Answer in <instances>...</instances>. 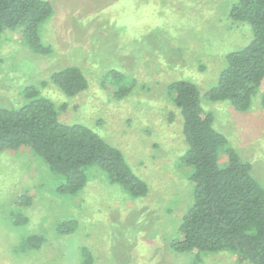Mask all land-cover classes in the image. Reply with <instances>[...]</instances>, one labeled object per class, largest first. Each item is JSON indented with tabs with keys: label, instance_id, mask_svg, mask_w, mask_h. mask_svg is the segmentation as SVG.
<instances>
[{
	"label": "rangeland",
	"instance_id": "rangeland-1",
	"mask_svg": "<svg viewBox=\"0 0 264 264\" xmlns=\"http://www.w3.org/2000/svg\"><path fill=\"white\" fill-rule=\"evenodd\" d=\"M44 1L52 15L39 37L48 54L32 53L14 31L0 34V107L18 109L26 103L24 90L36 88L62 123L86 126L120 150L148 193L131 198L93 166L78 194L59 195L63 178L42 159L28 149L0 152V264H82V247L90 251L91 264H194V253L170 249L192 191L179 161L186 144L181 115L166 92L171 82L196 84L214 128L251 164L264 188V110L258 98L239 113L203 97L225 55L250 41V27L229 19L237 0ZM68 66L87 80L86 90L74 97L50 82L53 72ZM109 70L126 77L130 92L121 100L102 87ZM218 159L223 164L221 154ZM26 195L30 205L20 207ZM21 215L27 223L15 226ZM68 221L77 223L76 230L58 235ZM33 235L44 238L43 246L22 252V240ZM200 258L198 264H251L224 251Z\"/></svg>",
	"mask_w": 264,
	"mask_h": 264
},
{
	"label": "trees",
	"instance_id": "trees-1",
	"mask_svg": "<svg viewBox=\"0 0 264 264\" xmlns=\"http://www.w3.org/2000/svg\"><path fill=\"white\" fill-rule=\"evenodd\" d=\"M51 15L52 7L44 0H0V34L14 31L32 53L46 55L50 49L41 44L39 29ZM229 19L250 27V41L225 55L224 67L203 97L209 102H226L239 113L247 112L257 97L264 110V0H237ZM125 80L119 71L109 70L101 83L114 99L121 100L130 92ZM50 82L67 97L87 88L86 78L74 66L53 72ZM166 90L182 118L186 149L179 161L192 184L190 203L170 249L194 253V264L202 254L223 251L251 264H264V188L252 176L251 164L214 128L213 116L202 108L195 83L179 79ZM24 98L26 103L18 109L0 107V152L28 149L42 159L63 178L56 190L59 195L78 194L87 182V169L93 166L131 198L147 195V184L132 172L120 150L86 126L62 123L55 105L36 88L27 87ZM219 154L223 164H219ZM29 200L26 195L19 206L28 207ZM27 221L21 215L14 225ZM76 228V222H64L57 234L68 235ZM43 244V237L28 236L21 242V251H38ZM79 254L82 264L92 263L88 249L80 248Z\"/></svg>",
	"mask_w": 264,
	"mask_h": 264
}]
</instances>
